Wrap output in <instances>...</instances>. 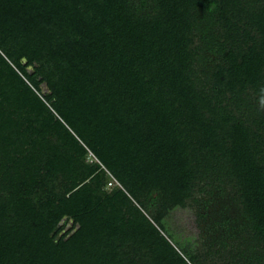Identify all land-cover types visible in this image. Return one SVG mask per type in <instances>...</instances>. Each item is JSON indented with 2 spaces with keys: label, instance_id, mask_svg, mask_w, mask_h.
<instances>
[{
  "label": "trees",
  "instance_id": "obj_1",
  "mask_svg": "<svg viewBox=\"0 0 264 264\" xmlns=\"http://www.w3.org/2000/svg\"><path fill=\"white\" fill-rule=\"evenodd\" d=\"M209 260L264 264V0H0V264Z\"/></svg>",
  "mask_w": 264,
  "mask_h": 264
},
{
  "label": "rangeland",
  "instance_id": "obj_2",
  "mask_svg": "<svg viewBox=\"0 0 264 264\" xmlns=\"http://www.w3.org/2000/svg\"><path fill=\"white\" fill-rule=\"evenodd\" d=\"M32 71V68H29ZM44 91H48L46 84H43ZM96 158L92 155L89 156V161L93 162ZM107 186L106 189L111 191L115 187H121V184L114 180V177L107 173ZM110 181L114 182L113 184ZM199 197L202 195L198 194ZM198 208L195 205H189L187 207H175L171 209L164 218L167 232L173 234V241L180 243L183 246H190L197 252H203L205 247L203 245L202 229L198 222ZM72 221L69 222L66 228L70 227ZM209 264H215L209 260Z\"/></svg>",
  "mask_w": 264,
  "mask_h": 264
},
{
  "label": "built area",
  "instance_id": "obj_3",
  "mask_svg": "<svg viewBox=\"0 0 264 264\" xmlns=\"http://www.w3.org/2000/svg\"><path fill=\"white\" fill-rule=\"evenodd\" d=\"M114 180L117 182L116 178H114ZM111 184H113L114 182L110 181Z\"/></svg>",
  "mask_w": 264,
  "mask_h": 264
}]
</instances>
